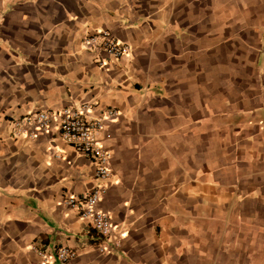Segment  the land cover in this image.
<instances>
[{
  "label": "crops",
  "instance_id": "0c3cea01",
  "mask_svg": "<svg viewBox=\"0 0 264 264\" xmlns=\"http://www.w3.org/2000/svg\"><path fill=\"white\" fill-rule=\"evenodd\" d=\"M109 31L114 61L82 39ZM94 105L110 180L98 203L118 249L63 204L99 182L56 124L12 120ZM264 264V0H0V264Z\"/></svg>",
  "mask_w": 264,
  "mask_h": 264
},
{
  "label": "built area",
  "instance_id": "2783aa9c",
  "mask_svg": "<svg viewBox=\"0 0 264 264\" xmlns=\"http://www.w3.org/2000/svg\"><path fill=\"white\" fill-rule=\"evenodd\" d=\"M81 43L84 50L97 56L99 67L104 66V62L99 58L102 54L108 55L114 61L126 58L130 54V47L116 39L109 31H98L85 36ZM93 109V104L83 103L77 107L29 113L11 122L15 135L31 138L39 133H47L51 126L56 124L60 140L77 154L91 160L95 169V179L99 184L81 197H65L63 204L77 212L79 217L91 226L97 237L94 244L97 252L110 254L118 249L120 240L114 234L111 217L98 208L110 180V154L99 144L97 135L105 123L115 119L118 114L113 110H104L98 118L91 119L89 114ZM55 255L61 264H68L76 257V252L69 247L60 246L55 250Z\"/></svg>",
  "mask_w": 264,
  "mask_h": 264
}]
</instances>
